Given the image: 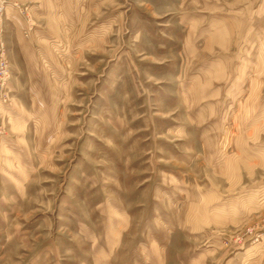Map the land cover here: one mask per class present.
<instances>
[{"label": "rangeland", "instance_id": "obj_1", "mask_svg": "<svg viewBox=\"0 0 264 264\" xmlns=\"http://www.w3.org/2000/svg\"><path fill=\"white\" fill-rule=\"evenodd\" d=\"M70 1L60 46L2 25L0 264H264L254 50L214 35L264 25V0Z\"/></svg>", "mask_w": 264, "mask_h": 264}, {"label": "crops", "instance_id": "obj_2", "mask_svg": "<svg viewBox=\"0 0 264 264\" xmlns=\"http://www.w3.org/2000/svg\"><path fill=\"white\" fill-rule=\"evenodd\" d=\"M22 4L28 5V16H21L17 14L14 9L9 8L6 15V25H31L28 28V33L30 34V40L27 41V47L33 46L34 44H39L41 46L49 45L53 43L52 46H60L65 42L63 37V32L65 25H72L66 22L65 15H70L71 12L67 9L68 5L72 3L70 0H17ZM74 3L76 0H73ZM78 5V4H76ZM29 18V19H27ZM11 20V23L9 21ZM29 20V21H28ZM32 25H37V27H32ZM228 32V39H231L232 46H243L250 47V51L254 50L253 57V67L250 70L249 76V87H248V97L249 105L247 109L250 110L249 114L251 117L255 118L254 126L264 125V25H217V32L214 33L217 36V47L220 48L219 42L221 37L225 38ZM254 32V33H253ZM262 32V33H261ZM44 33V34H43ZM46 34V39L39 38L41 35ZM254 37V41L252 40ZM213 39V36H212ZM53 40V41H51ZM214 40V39H213ZM50 42V43H49ZM208 43V42H207ZM209 44V43H208ZM254 48H252V47ZM218 50V49H217ZM220 51V52H219ZM218 54H222L223 50H218ZM250 54V53H249ZM252 54V53H251ZM236 56L237 54L234 53ZM253 55V54H252ZM238 53L237 58L240 57ZM25 57L29 58L28 50L25 48ZM230 66H225L224 69H217L218 77L224 78L223 90L228 85V81L233 78L238 77V72L229 68ZM242 76L243 74V70ZM227 83V84H226ZM218 90V94H220ZM226 93V91H224ZM264 139V128L255 132V141H249V144H254L252 147V155L249 157L264 158V144L255 146L257 143ZM262 166L254 167L252 173L254 179L258 177L264 178V160L261 161ZM264 187V186H263ZM264 200V198H262ZM264 202V201H263ZM262 252L258 249H249L247 252L243 253V259L251 258L254 254Z\"/></svg>", "mask_w": 264, "mask_h": 264}, {"label": "built area", "instance_id": "obj_3", "mask_svg": "<svg viewBox=\"0 0 264 264\" xmlns=\"http://www.w3.org/2000/svg\"><path fill=\"white\" fill-rule=\"evenodd\" d=\"M10 7L18 9L19 4L16 0H0V142L4 138L6 132V111L13 104L10 87L12 78L11 64L2 31V25ZM248 233L251 234V238L254 239V242H260V239L264 242L263 234L254 231V229L248 230L247 234Z\"/></svg>", "mask_w": 264, "mask_h": 264}]
</instances>
